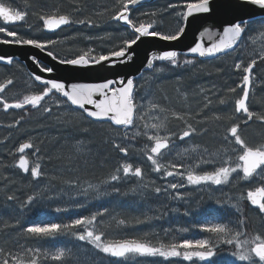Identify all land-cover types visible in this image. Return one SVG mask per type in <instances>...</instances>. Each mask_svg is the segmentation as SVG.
Instances as JSON below:
<instances>
[{"label": "snow or ice", "instance_id": "obj_1", "mask_svg": "<svg viewBox=\"0 0 264 264\" xmlns=\"http://www.w3.org/2000/svg\"><path fill=\"white\" fill-rule=\"evenodd\" d=\"M142 3V0H117V7L111 15L110 19L117 23L122 22L131 30L132 38L123 41L124 46L119 50L112 51L109 55H90L85 52L73 58L60 59L53 51L47 50L49 45L55 43L54 40L41 42L34 38H23L17 31L9 30L7 25H15L18 22H26L29 15L26 11L16 10L10 0H0V34L11 39H0V44L32 46L41 51L47 50V56L53 60H58L59 65L72 66L73 68H87L93 65H102L107 62L106 67H114L117 64L130 63L136 51L133 45H137L142 38L155 37L162 41H177L186 32L190 19L200 22V26L211 22L213 27L219 29L214 34H210V38L214 36L216 41L206 47L203 42H197L188 50L191 54L201 58H216L218 54H226L228 51H235L241 45H246V41L252 39L255 44L256 40L252 38V34L259 32L264 37V0H178L177 3H170L168 9L174 10L177 18L178 27L168 34L158 31L154 28V23L138 22L132 18L133 9ZM147 15V13L143 14ZM154 15V13H153ZM39 20L42 21V27L49 32H55L62 26H71L73 24L95 26L92 20H73L68 14H59L53 11L51 14H39ZM31 27V26H29ZM205 33H201L204 36ZM91 51V50H89ZM115 58V59H113ZM257 58L264 62V42H262L259 51L254 50V58L246 65L243 60L235 63V70L241 72L242 80L235 88H229L228 91L235 93L237 88L240 89L242 95L234 101V113L240 114L245 125L254 118L264 122V116H258L249 110L247 101L249 99V87L253 82V69L257 65ZM33 62L35 57H30ZM154 61L168 62L175 67L181 66L180 53L176 50L163 51L159 55H154L147 60V67L152 68ZM0 62L8 65L13 64V57L0 55ZM183 65H193L192 59L182 61ZM42 72L53 73L60 71L57 67H42ZM157 71L163 72L164 69ZM34 80L43 85V90L35 94H27L22 99L8 102V100L0 95V105L7 112L9 109H25L30 106L31 109L42 107V101L46 97L54 99L57 107L60 105L67 106L72 112H79L81 119L84 121L107 122L110 126H114L117 131L123 129V139L128 138V130L138 127L137 121L144 120L142 115L144 105L140 102L146 99V96L140 95L144 90L135 77L117 76L114 79H106L98 83H70L58 81L57 79H42L40 75H35ZM13 80L7 79L4 83H0V93H4L8 85H12ZM59 95L62 100H55V96ZM210 104L211 101L209 100ZM224 104L223 99L220 100ZM91 106V107H89ZM207 107V104L205 105ZM152 109H157L156 104H151ZM160 112L166 111L164 108H158ZM46 113H50V108H44ZM177 119H182L179 115ZM159 123L145 124L143 133L137 132L136 135H143L147 141L152 142L150 148L145 146L142 149L143 155L147 161H150L151 168L154 173L162 174L164 178L179 177L177 182H169L166 187L154 186L152 181V193L160 196L162 193L171 196L174 200H184L185 195L180 189L187 186L201 185H224L229 181L233 173H242V179L250 180L254 177L264 181V144L259 146H249L240 136L239 124L230 127V136L234 138L236 145L240 147V154L237 157L238 163L232 166L230 159L224 161V166H219L211 171H203L195 173L192 170L185 172L180 171L184 168L183 163L169 162L163 164L161 161L166 154L170 155L175 140V133L169 135H161L165 130V120ZM219 119V117H217ZM20 120L15 121V125L20 124ZM69 124L80 134H86L88 129L83 128V124H75L68 121ZM187 123V122H186ZM15 125H9L13 127ZM197 131L192 124L187 123V128L178 136L180 141L192 136ZM225 137V140H228ZM82 143V142H81ZM113 151L123 154L124 158L129 156V148L122 146L121 143L111 141ZM34 149L33 155L40 153V148L35 147L31 140L20 143L16 152L20 153L16 167L24 174H30L33 182L37 185L33 189V194L27 195L26 199L20 200L15 194L6 195L7 202L18 203L17 208H13L14 213L23 216L25 210L31 212L40 199H43L52 189L45 185L39 187L40 181L44 176L41 166L37 163L34 167H30L29 159L25 155L26 150ZM77 152L82 149L77 148ZM187 151V149H185ZM235 151V149H233ZM204 164H214L215 161L206 159L202 161ZM85 167L87 166V157L84 158ZM134 178L136 186L130 191L136 194L139 190L141 199H144L149 193L147 189L149 185L145 183V174L142 168L133 165V163L124 162L119 164L113 174L98 184H88V188L81 189L77 181H70L69 187L76 190L79 195L85 197L84 201L74 203L73 207L79 209L87 207V197L89 189L100 196H109L112 193H121L118 185L122 180ZM111 187V192L108 188ZM173 192H169V190ZM128 195V192L123 193ZM54 197H48L53 199ZM70 200L75 201V196H69ZM246 199L252 206L264 214V184L247 191ZM219 204L220 201H217ZM12 207L11 205H6ZM166 207V205H164ZM56 213L67 212V207H55L52 209ZM151 210V209H150ZM239 211V209H237ZM109 213V208L104 207L90 215L79 216L68 222H48L37 223L27 226L23 231L27 234V239L39 244L43 241H55L58 237L71 236L78 242H82L83 246H91L96 250L97 254L112 258L111 264H123L136 257L143 258H161L168 264H175L174 258H181L183 261H193L194 258L200 261H209V264H215L212 259L217 255V249L221 245H232L236 249L231 253L236 260L243 264H264V233L257 234L252 238H248L247 234L241 230L229 227L224 223H205L201 224L202 231L211 234L206 239H188L183 238L178 242L170 244L160 243L159 246L154 245L149 240L150 235L154 233L144 232L141 236L122 237L117 239H107L104 231H98V218H102ZM143 219L136 216L132 221L126 222L125 219H119L118 224L126 227H135L150 221L151 219H160V216L152 217L147 213H142ZM184 215H189V211H185ZM115 219V217H113ZM16 223L20 220L17 218ZM239 226H244L245 221L240 219L237 221ZM170 230L165 229V235ZM181 232H187V228L180 229ZM243 237V239H241ZM17 244L19 242L17 241ZM72 250L65 246H55L42 248L41 246H29L27 243L20 245L16 251H6L0 247V264H69V253Z\"/></svg>", "mask_w": 264, "mask_h": 264}, {"label": "rangeland", "instance_id": "obj_2", "mask_svg": "<svg viewBox=\"0 0 264 264\" xmlns=\"http://www.w3.org/2000/svg\"><path fill=\"white\" fill-rule=\"evenodd\" d=\"M170 3L172 2H167L160 8V16L170 15L169 21H167V23H162L160 27L170 28L171 30L175 27L172 30L174 31L176 27H178L173 24L177 18L174 15V10L168 9ZM110 6L113 7L110 10V13L113 14L118 6L117 0H112ZM14 8L17 10L16 7ZM78 18L81 19V17ZM72 19L74 20V17H72ZM27 25L29 24L27 23ZM157 25L158 24L154 22V28H156ZM21 29L23 28L19 30ZM9 30L15 31L16 27H10ZM91 30L94 38L91 39L89 36H82V44L75 45L69 43L65 37H62L52 44L51 47L56 50L66 49V51H64L66 52L65 54L60 51L57 53L60 59L73 58L85 52L98 56L101 54L99 52L102 41L101 38H109L105 40L107 43L113 40V37L111 34L109 35L108 31L105 29L101 32L97 29ZM98 34L102 36H97ZM5 38L11 39L10 37H5L4 34H0V39ZM30 38L33 37L31 36ZM252 38L256 40L255 44L252 43V39H249L246 41V45H241L235 51L213 62L193 60V65H183V60H181L180 67H175L170 64L165 67L154 66L150 71L144 73L141 79L138 80L144 88V90L140 92V95L146 96V99L140 101L144 105L142 112L144 120H138V127L128 130L127 139H123V129L117 131L107 123L85 124V121L81 119L80 113L72 112L63 104L57 107L55 101L48 100L44 103L41 102L42 107L38 109H26L30 107L26 106V110L9 109L7 112H5L2 105H0V156H3V159L11 160V162H9L10 167L12 164L15 165L19 158V154L15 150L24 137L28 136V138H25L21 143L31 140L30 136H38L41 131L49 133L51 130L56 131L59 129V131L65 133V131H69V129L75 130L68 121L77 125L83 124V128H87V133L91 135H94V133L101 134L104 141L97 144L96 150L91 151L90 146L85 149L86 153L85 151L83 152L84 149H82L81 152L74 150L72 153L73 155L67 158L68 165L61 167L56 172L51 171L52 175L59 176L58 179L49 178V176L42 171L44 176L40 181L39 187L43 188L47 185L52 189L44 198L48 199V197H54V200H68L69 202H73L71 205H74L76 202L84 201L85 197L79 195L76 190L69 187L70 181H77L80 188L84 189L88 188L89 183H102L110 174L114 173L115 168L119 164L124 162L133 163L134 167H141L145 174V183L149 185L147 189L149 195L144 199H141L139 190L136 194L130 191L137 183L134 178L122 180L120 184L115 185L121 189V193L119 194L112 193L109 196H100L97 198V193L89 189L87 207L93 205L98 206V204H108L106 207L109 208V213L105 214L102 218V222H100L101 218H98L97 226L98 231L105 232L107 239L141 236L144 232H149L154 233V235L149 236V239H156L159 242L156 246H159L160 243L166 244L164 241L166 238L164 233L165 229L170 230L168 232L170 237H177L176 234L182 236L187 232L191 233L189 227H182L180 224L182 221L184 222V219L186 221L187 218L192 217L189 216L190 214L202 216L204 211L206 214H209L210 212L219 210L227 212V210L230 209L233 213L237 214V216H243L242 213H245V211L246 214L248 213V216H255L247 204L246 194L250 188L261 186L264 184V181L256 177L250 180H244L241 178V173H233L229 181L224 185H201L182 188L180 191L185 195L184 200H174L171 196L163 193L160 196H156L152 193V181H155L154 186L163 188L166 187L169 182H177L180 178H164L162 174L154 173L150 161H147L146 156L143 155L141 151L145 149L146 145L150 148L152 142L147 141L146 137L143 135H136L137 132L143 133L145 131V124L150 125L151 123H159L167 117L165 120L166 128L161 132V135L175 133L176 136L173 137L175 145L172 148L171 154H166L161 162L163 164L169 162L183 163L185 167L181 168L180 171L185 172V174L188 170L201 174L203 171L214 170L219 166H224V161L229 159L232 166L238 163L237 157L241 150L235 144L234 139L229 136V129L234 124L240 125L239 134L249 146L255 147L264 144V122L254 118L245 125L241 115L234 113V101L239 98V95H242V93L239 88H237L235 93L228 91L229 88H235L242 80L243 74L235 70V63L243 60L246 65L254 58V50L258 52L262 42H264V37H262L259 32L253 33ZM103 50L112 51V46H107ZM161 68L164 69L163 72L157 71ZM7 79H12L13 84L8 85L5 92L0 93V95L4 96L8 102L11 103L15 100L22 99L24 95L33 94L34 83L27 75L25 66L16 63L11 65L8 70L0 71V83H4ZM221 99L225 101L224 104L220 103ZM209 100L211 101L210 104L208 103ZM151 104H156L158 108H164L166 111L160 112L158 108L154 110L151 108ZM206 104L207 107H205ZM247 104L250 111L258 116H264V62L260 61L258 58L257 65L253 69V82L249 87V99ZM46 107L51 109L50 113L44 111ZM21 110L24 111L21 112ZM17 111L21 113L18 114L16 113ZM173 113L179 115L182 119H177L176 115H173ZM217 117H219V119H217ZM16 120H20L21 123L15 125ZM186 122L192 124L197 131L184 141H180L178 136L186 130ZM38 123L45 124L35 125V129L31 128V126L34 127V124ZM9 125L15 126L11 131L12 134H10V137L7 139L5 134L6 131L9 130ZM14 132L15 141L11 139L13 143H10V138L13 136ZM73 132H76V130ZM81 136H85V134H81ZM225 137L229 139L225 140ZM113 140L129 148V156L127 158H124L123 154L113 151L111 147V141ZM134 140L138 141L134 142ZM8 143L10 144L8 145ZM3 145L7 146L3 147ZM108 147L111 149L108 150ZM185 149H187V151H185ZM233 149H235V151H233ZM41 151L33 155L34 150L29 149L25 155L29 159L31 167L39 163L42 170L44 163V161H42V156L44 153ZM97 153L104 157L105 164L97 163V165H94V161H89V158H97ZM64 156L65 158L67 157V155ZM85 157H87L88 160L86 167L84 163ZM59 159L60 156L57 161L63 164ZM206 159L214 160L215 163L204 164L202 161ZM79 160L81 161L80 163ZM10 167L6 168L8 171L3 170L4 173L0 178V195L2 196L4 195L3 193L7 191L16 192L17 194L20 192L18 190L20 185L15 183L12 179L13 177L9 174ZM96 167L102 169V173H99V171L95 169ZM104 167L108 168L105 170ZM51 173H49L50 176ZM32 184L33 194V189H35L37 185L35 182H32ZM108 191L111 192V187L108 188ZM125 192H128V195H123ZM169 192H173V190L170 189ZM69 196H75L76 200L67 199ZM53 199L48 200L51 201ZM114 199H116V204L115 202H111ZM123 200H126V203H124ZM217 201H220V203L218 204ZM138 205H140L142 209H136L135 206ZM164 205H166V207H164ZM126 208L127 211L132 208L130 212H133V215L137 214L135 216H140L141 219L144 218L142 213L146 212L148 216H160L161 221L157 223L158 219L154 218L146 223L136 225L135 227L121 226L118 224V220L119 217H125L122 216V214ZM237 209H239V211H237ZM74 210L81 209L73 207L69 209L68 212ZM186 210L189 211V215H184ZM90 214L91 213L88 215ZM258 215L264 216V214L261 213ZM113 217H115V219ZM260 221L263 223V228L259 229L258 234L264 233V217L260 219ZM155 223L159 226L156 227L157 225ZM183 228H187L188 231L181 232L180 229ZM258 228H260V226H258ZM161 234H164L163 240L159 238ZM252 237L253 236H248V238ZM72 240L74 245L79 246L77 251L73 253L75 256L78 253L82 254L83 252H87L90 256L98 259L106 257L102 254L98 255L96 250L91 246H83L82 242H78L74 238H72ZM146 259L150 260L149 258ZM153 260L165 263L161 258H155ZM174 260L175 262L187 264L200 262V260L196 258L191 262L183 261L181 258H174ZM213 260L218 264L240 262L231 255V252L228 251L225 245L223 251H221V249L217 251V255Z\"/></svg>", "mask_w": 264, "mask_h": 264}, {"label": "trees", "instance_id": "obj_3", "mask_svg": "<svg viewBox=\"0 0 264 264\" xmlns=\"http://www.w3.org/2000/svg\"><path fill=\"white\" fill-rule=\"evenodd\" d=\"M167 2L177 3L178 0H155L154 2L150 3L149 5L134 8L132 12V18H135L138 22H144V23H154L156 22L158 25L155 28L158 31H162L166 34L170 33L172 30L170 28H161L160 25L162 23H167L169 21L170 15H164L160 16L159 11L160 8L163 7V5ZM182 2V0H180ZM10 3L12 6L16 7L17 10L26 11L29 13V15L26 17V22H23L20 26L16 28L15 31L18 32L20 36L23 38H30L31 36L34 39H38L41 42H46L48 40H54L55 42L59 40L62 37H65L67 39V42L73 43L75 45L82 44L83 37L89 36L91 39H93L92 30L91 29H97L98 31H104L107 30L108 34L113 37V40L110 42H105L104 39L101 38V47H99V52L104 55H109L112 51L119 50L121 47L124 46L123 41L125 39L132 38L131 30L127 27L112 21L110 19L111 13L110 10L113 8L110 6L112 3V0H10ZM53 11L58 12L59 14H68L70 17H74V20H79L78 17H81V19L85 20H92L93 24L95 26H92L91 28L87 25H80V24H73L70 28L65 29L58 34H46L43 33L41 30V24L39 20V14H51ZM147 13V15H143ZM154 13V15H153ZM71 17V18H72ZM27 23L29 25H27ZM175 26H178L177 20L173 23ZM31 26V27H29ZM109 26V27H108ZM20 28H23L19 30ZM69 33V35H68ZM66 35V36H65ZM83 36V37H82ZM97 36H102L101 34ZM98 38V37H97ZM69 40V41H68ZM103 42V43H102ZM105 43V44H104ZM107 46H112V51L103 50ZM47 50H51L58 56L57 53L62 52L66 53L65 50H56L49 45ZM107 51V52H106ZM90 55H93L92 53ZM227 55V54H225ZM223 55V56H225ZM218 56L210 61L201 60L203 62H213L217 60L220 57ZM181 60L185 59H192V60H199L197 58L187 57L184 55H180ZM16 64V63H13ZM12 64V65H13ZM168 62L163 63H157L155 62L154 66H168ZM11 65H2L0 64V71L8 70ZM33 94L39 93L43 90V86H39L37 84H34ZM54 101L51 100V98L46 97L45 101H42V103L46 101ZM55 100H62L59 96H55ZM30 107L26 108L29 109ZM24 109V110H26ZM24 110H21L23 112ZM258 111V110H257ZM20 111H17L16 113H21ZM79 113V112H78ZM85 124H101V123H92L90 121H85ZM45 123H38L34 124V127L31 126V128L35 129V125H43ZM108 124V123H107ZM33 125V124H32ZM86 127V126H85ZM112 128H115L111 126ZM9 130L6 131L5 136H7V139L10 137V134H12L13 127H8ZM21 129V128H20ZM19 129V130H20ZM87 129V128H86ZM18 130V131H19ZM75 130L65 131V133H62V131L51 130L49 133H46L44 131H41V133L37 136H30L31 141L34 143L35 147L40 148V150L43 151L42 161L43 163V169L42 171L49 176V178L52 179H58V175H52L51 171H58L61 167L68 165V156H72L73 151L77 148L84 149L86 153V148L91 147L90 150H96L97 144L104 141V138L99 133H94V135H91L89 133H86L85 136H81L80 133L73 132ZM39 137V138H37ZM28 138V136L24 137L21 142ZM29 138V139H30ZM15 141V132L13 133V136L10 138ZM11 141L10 143H13ZM138 140H134V142H137ZM4 142V141H3ZM19 142V144L21 143ZM82 142V143H81ZM8 143V145L10 144ZM18 143V142H17ZM7 145H3L5 147ZM111 148L108 147V150ZM32 150V149H31ZM34 150V149H33ZM29 151V150H27ZM41 151V152H42ZM42 154V153H41ZM93 154V153H92ZM90 154V155H92ZM98 154V153H97ZM104 154V153H103ZM64 155H67L65 158ZM60 156L59 161H61L60 164L57 160ZM88 157V156H87ZM56 161V162H54ZM89 161H94V165L97 163L102 164L104 162V157L98 154L97 158H89ZM9 162L11 160L9 159H3V156H0V178L3 175V170H6L9 166ZM81 161L79 160V163ZM110 162V161H109ZM51 164V165H50ZM80 166V164H79ZM10 175L13 177L12 179L15 181V183L19 184L20 187L18 190L20 191L18 194L16 192L7 191L6 193H3L4 195H0V247H3L6 251H16L17 248L20 245L28 244L29 246H41L42 248H49V247H55V246H65L66 248L71 249L72 251L68 254L69 255V264H111V260L109 258H95L90 256L87 252H83L82 254L78 253L76 256L73 254L77 251L79 248L78 245H74L72 237H58L55 241H43L39 242L37 244L36 242L30 241L27 239V234L23 231L24 228L27 226L37 224V223H48V222H68L72 219H75L79 216L88 215L89 213H93L97 210H100L108 204H98L93 205L90 207L80 208L81 210H74L70 212H61L56 213L52 209L55 207H64L66 206L68 209H72L73 205H71L73 202H69L68 200L64 201L63 199H57V200H51L49 201L47 198H44L43 200L39 201L36 206L33 208L31 212H28L25 210V213L23 216H19L18 213L13 212V208L18 207V203L13 202H7L6 201V195L15 194L17 197L20 198V200L26 199L27 195L32 194V178L28 174H21L16 168L15 165L12 164L10 167ZM105 170L108 168L104 167ZM103 168V169H104ZM99 171V173H102V169L95 168ZM96 172V171H95ZM51 173V176L49 175ZM94 174V173H93ZM75 177V176H74ZM81 177V176H80ZM80 179V178H79ZM27 187V188H26ZM69 199V198H67ZM78 201V200H77ZM111 202H116V199H114ZM124 203H126V200H123ZM155 203V202H154ZM6 205H11L12 207H8ZM134 207V206H133ZM136 209H139L142 207L140 205L135 206ZM132 210V208L130 209ZM127 211V208L125 209L122 216L125 217H119V219H125L126 222L132 221L135 215H133V212ZM255 214V216H248V213H242L243 216H237V214L233 213L232 210H227V216H192L190 218H187L186 221H182L180 224L182 227H189L191 230V233L187 232L185 235H177V237L173 236L170 237L169 234L165 235V239L168 244L172 242H178L180 239L188 238V239H206L209 238L211 234L206 233L201 230L200 225L205 223H224L228 225L229 227H232L237 230H241L247 234V236H255L259 233V229L263 228V223L260 221L264 216L258 215L259 213L255 212L254 210H251ZM156 217V216H152ZM19 218L20 223L17 224L16 220ZM154 219V218H153ZM161 219V218H160ZM158 219L159 223L161 220ZM243 219L245 221L244 226H239L237 224V221ZM185 220V219H184ZM157 223H155L157 225ZM260 224V225H259ZM157 225L156 227H158ZM260 226V228H258ZM162 227V226H161ZM164 237V234L159 235V238ZM243 239V237L241 238ZM151 243L154 245H157L159 242L151 238L149 239ZM162 240V238H161ZM17 241L19 244H17ZM229 252L235 251L234 246L232 245H225ZM224 245H221L218 250L221 249L223 251ZM150 260L143 258V257H136L132 260L123 262V264H168V262L162 263L160 261L153 260L155 258H149ZM175 264H187L183 262H175ZM189 264H203L200 262H193ZM209 264V263H207ZM218 264V263H215ZM221 264V263H219ZM229 264H243V262L238 263H229Z\"/></svg>", "mask_w": 264, "mask_h": 264}, {"label": "water", "instance_id": "obj_4", "mask_svg": "<svg viewBox=\"0 0 264 264\" xmlns=\"http://www.w3.org/2000/svg\"><path fill=\"white\" fill-rule=\"evenodd\" d=\"M149 1L142 0V3L139 5L146 4ZM19 23L20 22H18L17 24ZM67 27L69 26H62L61 29ZM59 30L60 29H57L55 30V32ZM43 31L45 33H55L49 32L44 28ZM217 31H219V29L213 27L211 22H208L204 25V27H201L200 22L192 21L190 19L185 34L177 41H162L155 37L142 38L141 41L137 42V45H133V48L136 51V55L134 56L133 60L130 63H125L122 65L117 64L114 67H106L105 65L107 64V62H104V64L102 65H93L87 68H73L72 66L59 65L58 60H53L51 57L47 56V52L41 51L32 46L0 44V55H4L5 57H13V61H18L25 66L27 72L33 79L35 75H40L42 79H57L58 81L65 82L66 84L98 83L103 82L106 79H114L117 76L135 77L137 79L141 75L142 71L148 68L147 60L152 56L159 55L163 51L167 50H176L180 54L197 56L191 54L188 51L190 47L194 46L197 42H203L206 47L210 46L211 43L216 41V38L214 36L210 38V34H214ZM201 33H205V35L201 36ZM30 57H35L36 61H38L39 63L33 62L31 59H29ZM39 64H42L45 67L55 66L60 69V71L53 73L42 72L40 70L41 67L39 66ZM22 174L24 173L22 172ZM248 204L252 208L257 209L252 206L250 202H248Z\"/></svg>", "mask_w": 264, "mask_h": 264}, {"label": "flooded vegetation", "instance_id": "obj_5", "mask_svg": "<svg viewBox=\"0 0 264 264\" xmlns=\"http://www.w3.org/2000/svg\"><path fill=\"white\" fill-rule=\"evenodd\" d=\"M170 178H172V177H170ZM204 208V207H203ZM189 216H194V214H190ZM204 216V215H203Z\"/></svg>", "mask_w": 264, "mask_h": 264}]
</instances>
